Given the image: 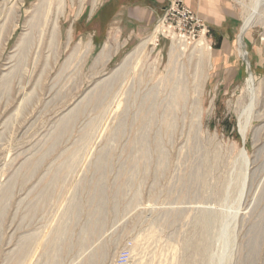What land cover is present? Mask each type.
I'll return each mask as SVG.
<instances>
[{
  "label": "rangeland",
  "instance_id": "374dc122",
  "mask_svg": "<svg viewBox=\"0 0 264 264\" xmlns=\"http://www.w3.org/2000/svg\"><path fill=\"white\" fill-rule=\"evenodd\" d=\"M36 1L0 0V24L10 3L19 21L0 51V264H124L128 252L125 264H264V0H195L196 11L182 0L202 21L195 38L169 21L157 44L126 67L127 55L160 23L126 44L117 36L93 39L86 20L70 18L79 0H66L53 43L47 8L28 21ZM247 14L254 16L244 38L249 62L239 47ZM203 35L211 61L199 69L206 79L199 123L193 99L173 104L165 80L170 49L184 39L176 62L191 77L197 56L190 53ZM107 41L117 51L95 66ZM250 72L257 97L244 136ZM66 119L71 124L61 130ZM73 202L78 211L66 212Z\"/></svg>",
  "mask_w": 264,
  "mask_h": 264
},
{
  "label": "bare ground",
  "instance_id": "6f19581e",
  "mask_svg": "<svg viewBox=\"0 0 264 264\" xmlns=\"http://www.w3.org/2000/svg\"><path fill=\"white\" fill-rule=\"evenodd\" d=\"M22 3H23V1H22ZM54 5L56 7L55 10H54ZM56 5H58V9H59V11H61L60 15L57 14V6ZM65 6H66V0H37L36 3L33 5V7L28 9V12H32V15L30 16L28 21L34 19L36 17V15H38L44 8H47V12L45 15V21H46L45 25L49 24V29H48L49 35L51 37L52 42L55 43V42H57V36L59 35L60 16L64 13ZM17 9H18V7H15L13 3H10V6L4 5V10H3L4 18L0 24V51L4 48V46L7 42V39L12 35V33L15 31L16 27L18 26L19 21L17 18L18 16L16 15ZM164 24L165 23L160 22V25L157 27L156 31L153 34H151V36L146 37L134 50H132L127 55V57L124 59L121 66L126 67V65L130 61H132L134 59V57L136 58L137 55L142 56L144 54V51L146 50L147 46L149 45V42L152 44H157L158 36H159L158 34L161 31V27ZM253 24H254L253 14H247L245 16V20H244L243 26H242L240 34H239V47L241 49V55L246 61H248V51L245 48V42H244L245 39L244 38H245L248 30L253 26ZM29 26H31V24H29ZM28 35H29L28 31H27V33L23 32L20 34L18 41H17L18 46H20L19 44L25 45ZM72 40H73V30L70 29L68 32V39H67L68 45L71 44ZM180 42H181V45H183V47L181 45H179L178 43L177 44L173 43V45L170 49L169 63H168L169 74H168V79L165 80V82H166V84L170 85V92H169V90H168V92L171 95L170 97H171L172 103L174 101H177V100H179V101L187 100L188 101L189 97H191L193 99V104H196V107L199 109V114L197 116V119L200 121L199 123H201V118H202L201 112L203 109L202 97H203L204 83L206 82V79H204V80L201 79V74H200L201 71L199 69H203L202 67L205 65V64H203L204 58H207V60H208L207 65L209 66V63L211 61V51H210L211 47H210V44L208 42V39L204 35L201 36L198 40H196L195 45H194V49H193L192 53H190L192 56L194 54L197 56L196 70L193 72V74L190 77V76H188V72L184 69L185 67L184 66L178 67V63L176 62V60L181 58V56L184 54L185 50L187 49L185 39L181 40ZM80 43H81V41L78 44H80ZM89 50L90 49L88 48L87 51L89 52ZM76 51H77V49H76ZM116 51L117 50L114 51L113 46L109 44V41H107L105 43L104 47L100 50V52L96 56L94 65L97 66L99 64L107 63L113 57V55ZM75 54H76V52L73 51V52H71L69 57H71ZM8 64L9 63H7V65ZM211 66H212V64L210 65V67ZM7 68L8 67H6L5 69H7ZM121 69H124V68L117 69L116 72L118 73V71ZM112 73H115V71ZM255 84H256V77H255L253 72H250L248 79H247V87L251 93L252 101H251V106L248 109L245 116L243 118L241 116V122H240V129H241V132L244 136H246V134L248 132L249 125L251 124V121H252L251 109L253 108V105L255 104V101H256L255 99L257 97V87ZM105 88L98 90V92L96 93L97 96L96 95L93 96L94 97L93 99L98 100L100 98V95L104 92L103 89H105ZM168 96H169V94H168ZM187 103H189V102H187ZM171 123H172L171 119L166 120L167 125H171ZM70 124L71 123H69V120L66 119L62 123L61 130H63L64 128L66 129ZM241 156H242L243 160L245 161V163H248L249 156H248L247 150L245 148H243L241 150ZM56 180H57V172H55L52 176H50L48 178L46 185L51 184V183L55 182ZM47 188L48 187H45L44 191H42V197L45 199L48 197ZM8 189L9 188H6V190H5L6 194H7V192H9ZM103 200H104V197L99 198V202L97 203L99 209H101V205H102ZM68 210H77L78 211V206H76L74 202L70 203L66 208V212ZM201 222H202L203 229H207L209 222H210V216H208L206 214L202 218ZM59 232H60V230H57V226H56L54 229L53 235H52V239H51L52 241L57 239ZM26 249H27V245L25 246V244H24L23 248L21 249V255L23 253L25 254ZM197 251L199 253L202 252L201 253L202 255L206 253L205 247H203V249H202L199 246V247H197ZM54 255H55L54 253H50V255H49V259L52 262L54 261ZM130 255H131V252H128L127 256H126V260L123 262L124 264H125V262L128 261Z\"/></svg>",
  "mask_w": 264,
  "mask_h": 264
},
{
  "label": "crops",
  "instance_id": "0c3cea01",
  "mask_svg": "<svg viewBox=\"0 0 264 264\" xmlns=\"http://www.w3.org/2000/svg\"><path fill=\"white\" fill-rule=\"evenodd\" d=\"M169 1L84 0L82 9L79 11V0L78 7H76L75 1H73L69 13L70 18L74 22L81 19L89 23L87 24L90 31L88 34L93 39L97 38L100 40L103 36L106 38L117 36L118 38H124V44H126L135 37H143L150 34L158 20L163 16ZM185 1L189 7L195 10V0ZM203 2L204 0H200V4H203ZM103 30H106L105 35ZM91 47L93 48L92 42Z\"/></svg>",
  "mask_w": 264,
  "mask_h": 264
},
{
  "label": "built area",
  "instance_id": "2783aa9c",
  "mask_svg": "<svg viewBox=\"0 0 264 264\" xmlns=\"http://www.w3.org/2000/svg\"><path fill=\"white\" fill-rule=\"evenodd\" d=\"M174 20L182 37L187 38H195L197 30L201 25L200 23H202L200 18L189 7L183 4L182 0H170L156 26L160 22L167 23ZM126 256L127 254L122 256L121 262L126 260Z\"/></svg>",
  "mask_w": 264,
  "mask_h": 264
}]
</instances>
